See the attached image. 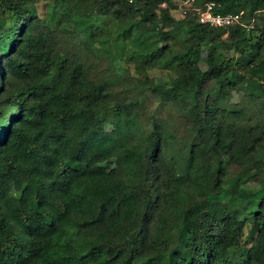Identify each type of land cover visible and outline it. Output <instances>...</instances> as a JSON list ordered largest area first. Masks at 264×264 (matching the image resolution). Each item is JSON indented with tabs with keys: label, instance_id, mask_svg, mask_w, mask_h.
Returning a JSON list of instances; mask_svg holds the SVG:
<instances>
[{
	"label": "trees",
	"instance_id": "obj_1",
	"mask_svg": "<svg viewBox=\"0 0 264 264\" xmlns=\"http://www.w3.org/2000/svg\"><path fill=\"white\" fill-rule=\"evenodd\" d=\"M204 3L240 24L174 19L173 0H0V264H264V0ZM148 96L180 134L154 110L142 129Z\"/></svg>",
	"mask_w": 264,
	"mask_h": 264
},
{
	"label": "rangeland",
	"instance_id": "obj_2",
	"mask_svg": "<svg viewBox=\"0 0 264 264\" xmlns=\"http://www.w3.org/2000/svg\"><path fill=\"white\" fill-rule=\"evenodd\" d=\"M180 0H173V8H170V15L172 18L174 19H179L180 18V12L176 7V4L179 2ZM45 4H37L35 6V11L36 14L39 17H43L47 15V10L44 8ZM93 20H95V22L97 24H101V25H105L107 27V29H110V27L112 26V19L110 17H103V18H94ZM247 29H249V27H247ZM60 45H64V47L66 48V53H70V54H74L80 58H82L84 65H85V58L93 65L94 69L99 70L100 68H102V66H96V59L94 60L93 57H91V55H89L88 53H86L85 51H83L80 46L78 45V43H74V41H77V38H71V37H66L64 34L60 35ZM80 55V56H79ZM102 65V64H101ZM109 71H106L108 74L105 75H111L112 77H114V70H112L111 68H109ZM90 70H93L90 67ZM94 71H90V74L93 77H97V80L102 81V80H106L108 79L106 76H104L103 72L101 71L100 73H93ZM147 76L149 79H151L153 82L157 83V84H162V83H166L171 75L169 73H167L166 71H158V70H150L147 71ZM122 84L121 83V79H117L116 77H114L113 79H111V87H115V91L119 92L120 88L119 85ZM124 84V83H123ZM132 88H130L128 91L124 92V94H130ZM123 93V92H122ZM231 101H240L237 97L232 96ZM157 101L155 100V98H153L152 96H148L147 98H145L143 100V102L141 103L140 106V114L142 117V129H144L145 131L148 129V127H143V125L146 124V121L149 120V114L153 111L154 115H159L163 120L165 125L171 129L172 132H177L180 134L179 131V126H178V117L175 114L174 109L171 107V105H163L162 107H158L157 105ZM264 113V112H262ZM103 116L105 118H109L111 115V112L109 110L105 111V113L103 114ZM228 173L231 176H235V175H239L241 174V169L236 168L234 166L227 168ZM246 177L242 176V181L245 180ZM245 185L248 187H251V183L248 179L245 180ZM246 228H243V232L245 233ZM142 264H149L145 261L142 262Z\"/></svg>",
	"mask_w": 264,
	"mask_h": 264
},
{
	"label": "built area",
	"instance_id": "obj_3",
	"mask_svg": "<svg viewBox=\"0 0 264 264\" xmlns=\"http://www.w3.org/2000/svg\"><path fill=\"white\" fill-rule=\"evenodd\" d=\"M192 3L193 0H180L176 4V7L181 15L192 12L195 14L198 23L206 24L213 28H225L227 26L240 24L241 12L225 15L213 14V3H204L201 6H192ZM242 25L246 27V29L247 27H251L249 23Z\"/></svg>",
	"mask_w": 264,
	"mask_h": 264
}]
</instances>
